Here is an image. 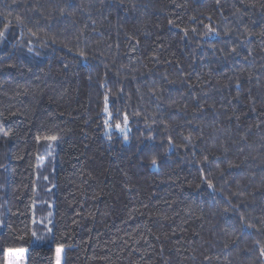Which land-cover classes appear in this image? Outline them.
I'll list each match as a JSON object with an SVG mask.
<instances>
[{"label":"trees","instance_id":"obj_1","mask_svg":"<svg viewBox=\"0 0 264 264\" xmlns=\"http://www.w3.org/2000/svg\"><path fill=\"white\" fill-rule=\"evenodd\" d=\"M0 128V264H264V0H0Z\"/></svg>","mask_w":264,"mask_h":264},{"label":"rangeland","instance_id":"obj_2","mask_svg":"<svg viewBox=\"0 0 264 264\" xmlns=\"http://www.w3.org/2000/svg\"><path fill=\"white\" fill-rule=\"evenodd\" d=\"M1 130V128H0ZM2 132L0 131V142H5V138L2 136ZM50 143V144H49ZM51 143L54 144L52 141L48 142L49 149H51ZM45 144V143H43ZM46 149V151L50 154L51 151ZM52 156V155H51ZM46 189L49 191L50 186L48 185ZM39 244V243H38ZM59 249V251H58ZM62 256H63V248L56 247L54 253V264H57L59 260V264H62ZM5 264H26V249L25 248H16V249H8L5 251Z\"/></svg>","mask_w":264,"mask_h":264},{"label":"snow or ice","instance_id":"obj_3","mask_svg":"<svg viewBox=\"0 0 264 264\" xmlns=\"http://www.w3.org/2000/svg\"><path fill=\"white\" fill-rule=\"evenodd\" d=\"M234 51H235V50H234ZM81 55H83V53H81ZM105 110H107V109H105ZM126 121H127V117H125V122H126ZM116 127H117V128H120L121 126H120L119 124H117ZM5 135H7V134L5 133ZM53 139H55V137H53ZM152 163L155 164L156 161L153 160ZM208 186L211 188V187H212V184L209 182ZM58 251H59V249H58ZM57 264H59V260L57 261Z\"/></svg>","mask_w":264,"mask_h":264}]
</instances>
